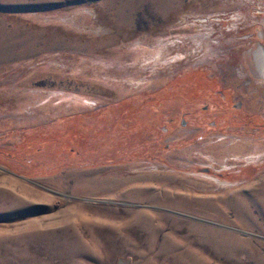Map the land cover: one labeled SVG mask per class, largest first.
<instances>
[{
  "label": "rangeland",
  "instance_id": "374dc122",
  "mask_svg": "<svg viewBox=\"0 0 264 264\" xmlns=\"http://www.w3.org/2000/svg\"><path fill=\"white\" fill-rule=\"evenodd\" d=\"M263 187L264 0H0V264H264Z\"/></svg>",
  "mask_w": 264,
  "mask_h": 264
},
{
  "label": "bare ground",
  "instance_id": "6f19581e",
  "mask_svg": "<svg viewBox=\"0 0 264 264\" xmlns=\"http://www.w3.org/2000/svg\"><path fill=\"white\" fill-rule=\"evenodd\" d=\"M260 190V189H259ZM258 192V191H257ZM261 196V197H260ZM258 197L259 198H264V187L263 188H261V190L259 191V194H258ZM256 198H257V196H256ZM264 203V202H263Z\"/></svg>",
  "mask_w": 264,
  "mask_h": 264
}]
</instances>
